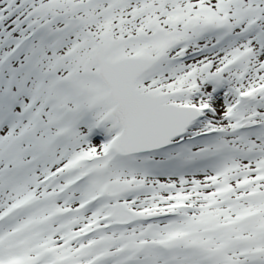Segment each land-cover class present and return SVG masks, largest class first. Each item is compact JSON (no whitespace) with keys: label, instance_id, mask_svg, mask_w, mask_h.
I'll use <instances>...</instances> for the list:
<instances>
[{"label":"snow or ice","instance_id":"6c2138e0","mask_svg":"<svg viewBox=\"0 0 264 264\" xmlns=\"http://www.w3.org/2000/svg\"><path fill=\"white\" fill-rule=\"evenodd\" d=\"M0 264H264V0H0Z\"/></svg>","mask_w":264,"mask_h":264}]
</instances>
